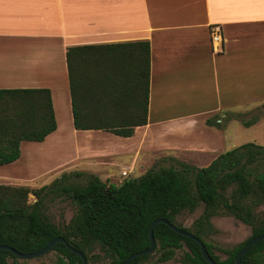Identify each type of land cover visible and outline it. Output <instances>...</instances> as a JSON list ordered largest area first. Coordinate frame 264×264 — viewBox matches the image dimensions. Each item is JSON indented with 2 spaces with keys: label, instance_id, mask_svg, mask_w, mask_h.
I'll use <instances>...</instances> for the list:
<instances>
[{
  "label": "trees",
  "instance_id": "obj_1",
  "mask_svg": "<svg viewBox=\"0 0 264 264\" xmlns=\"http://www.w3.org/2000/svg\"><path fill=\"white\" fill-rule=\"evenodd\" d=\"M66 64L75 130H101L128 138L135 128L147 124L148 42L71 47L66 52ZM243 116L229 114L225 120L235 119L244 127L258 122V116ZM213 124L221 127L216 121ZM56 128L49 89L0 90V166L20 158L22 142H42ZM164 162L171 164L163 166ZM73 178H82L84 183L76 184ZM29 194L37 199L35 203L28 204ZM58 197L70 200L76 208L63 227L52 223L46 214L45 201ZM262 206L264 146L246 143L218 154L205 167L164 158L140 177L120 184L74 172L39 189L0 185V246L34 253L50 240L62 237L85 256L87 264L100 259L107 264H123L149 248L150 225L164 219L200 240L215 264H235L245 244L264 234V213L261 218L256 213ZM199 207L202 214L190 228L176 223L182 212L193 213ZM222 215L232 216L251 229V235L240 245L220 249L223 259L207 241L214 231L211 219ZM153 237L155 250L129 264L166 263L178 251L183 252V264H209L194 240L165 224L154 227ZM95 248L102 257L94 253ZM52 251L57 253L56 264H82L81 258L62 243L48 253ZM153 253L155 260L148 263ZM19 260L10 251L0 250V264H27ZM241 264H264V240L248 250Z\"/></svg>",
  "mask_w": 264,
  "mask_h": 264
},
{
  "label": "crops",
  "instance_id": "obj_2",
  "mask_svg": "<svg viewBox=\"0 0 264 264\" xmlns=\"http://www.w3.org/2000/svg\"><path fill=\"white\" fill-rule=\"evenodd\" d=\"M212 26L221 29L220 54L211 50ZM139 42L150 46L147 124L128 138L75 130L68 48ZM2 89H49L57 124L44 141L22 142L11 164H20L24 143L34 152L24 165L45 159L50 143L64 142L62 121L76 140L56 167L75 165L113 184L144 174L158 153L205 167L264 121L225 120L264 105V0H0ZM123 171L128 177L119 178Z\"/></svg>",
  "mask_w": 264,
  "mask_h": 264
},
{
  "label": "rangeland",
  "instance_id": "obj_3",
  "mask_svg": "<svg viewBox=\"0 0 264 264\" xmlns=\"http://www.w3.org/2000/svg\"><path fill=\"white\" fill-rule=\"evenodd\" d=\"M241 114L245 115V117L243 116L245 119H252L258 116V121H260L264 119V107H258L250 111H245ZM61 124L62 128L59 137L64 142L50 143L47 146L46 151H44L46 153L45 159L41 157L36 158L33 160V162L29 164L26 163L27 165H24V163L26 161L28 162V160H31L32 155H34V152L33 149L31 150L30 147L26 146L29 145V143H24L22 150L24 157L22 158V160H20V164H10L2 166L0 168L3 169L0 171V175H5L7 177V179H5L4 177H0V180H3L0 181V185H8L13 187L22 186L27 187L29 189H39L45 185H51L56 179L60 178L63 174L82 172L78 171L75 165L56 167L60 161L69 158L71 154L74 153L73 142H75L76 140L72 133V125L62 121ZM239 142L242 145L246 143H254L257 145L264 146V121L260 122L251 129L244 130L241 133V139ZM168 157L176 159L178 162H183L196 166L192 159H188L187 157L181 154L158 153L153 157L154 160H152L151 165L148 169L153 167L154 164L157 163V161L160 162L162 159ZM161 164L163 166H169L171 163L164 162ZM137 176H139L138 173H136L135 178H138ZM112 178H115L114 181L118 180V177L115 174L112 175ZM119 178H122V176H119ZM71 181L76 184L84 183L82 178H73ZM36 201L37 199L35 198V196H33L32 194L28 195V204H33ZM45 207L46 214L49 217L50 221L59 227H63L64 225L68 224L76 211V208L73 203L64 197H58L55 199L48 198L45 201ZM256 213L257 216L261 218L262 214L264 213V207H259L256 210ZM201 214L202 207L197 208L193 213L184 211L176 218V223L182 227L190 228L193 222L197 220ZM211 223L213 225L214 231L209 237H207V241H209L213 245L214 253L219 255L222 259L225 256L222 254L220 249H232L243 243L251 235L250 227L242 224L232 216H217L212 218ZM94 253L102 257V252H100L97 248L94 249ZM155 257L156 255L153 253L148 263L154 261ZM182 259L183 252L178 251L174 259L161 264H183ZM56 260L57 253L52 251L37 259L28 260L27 264H56ZM94 264H107V261L100 259V261Z\"/></svg>",
  "mask_w": 264,
  "mask_h": 264
},
{
  "label": "water",
  "instance_id": "obj_4",
  "mask_svg": "<svg viewBox=\"0 0 264 264\" xmlns=\"http://www.w3.org/2000/svg\"><path fill=\"white\" fill-rule=\"evenodd\" d=\"M159 223L167 225L172 231H174L175 233H177V234H179L181 236H184V237H187V238H190V239L194 240L200 246L203 258L209 264H215L214 261L211 260L210 257L208 256V254L206 252V249H205L203 243L200 240H198L196 237H194L191 233H187L185 231L180 230L178 227H176L175 225L170 224L169 222H167L164 219H157V220L153 221L152 224L150 225V228H149L150 246H149V248L144 250V251H140V252H137V253L133 254L123 264H129L133 260H135L136 258L148 255V254L152 253L155 250L156 242H155L154 237H153V229ZM262 240H264V234L261 235V236H258L256 238H253L249 242H247L245 244V246L240 250L238 255L236 256L235 264H241V258L248 252V250L253 245H255L256 243H258V242H260ZM57 243L64 244L67 247V249H69L70 252L78 255L81 258L82 264H87L85 256L80 251L70 247L62 237H56V238L50 240L45 247H43L42 249H40L39 251L34 252V253H27V254L19 253L16 250H14V249H12L10 247H7V246H0V250L10 251L18 259L28 261V260L37 259L39 257H42V256L46 255L52 249V247L55 244H57Z\"/></svg>",
  "mask_w": 264,
  "mask_h": 264
},
{
  "label": "built area",
  "instance_id": "obj_5",
  "mask_svg": "<svg viewBox=\"0 0 264 264\" xmlns=\"http://www.w3.org/2000/svg\"><path fill=\"white\" fill-rule=\"evenodd\" d=\"M210 45L212 53L220 54L223 52V37L221 35V29L219 26H212L210 28ZM129 173L123 171L121 172L122 177H128Z\"/></svg>",
  "mask_w": 264,
  "mask_h": 264
}]
</instances>
